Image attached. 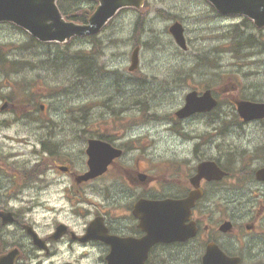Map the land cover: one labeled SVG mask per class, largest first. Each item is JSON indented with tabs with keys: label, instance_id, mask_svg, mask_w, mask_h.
Instances as JSON below:
<instances>
[{
	"label": "rangeland",
	"instance_id": "374dc122",
	"mask_svg": "<svg viewBox=\"0 0 264 264\" xmlns=\"http://www.w3.org/2000/svg\"><path fill=\"white\" fill-rule=\"evenodd\" d=\"M175 21L183 25L185 50L168 32ZM246 37L257 41L253 48L235 44ZM95 39L104 48L80 76L75 52L86 56L80 44L39 45L23 30L0 25V158L18 176L9 181L16 209L40 225L70 217L63 192L72 187L51 160L81 169L86 140L99 132L111 140L124 135L125 147L143 148L150 154L144 158L153 160L171 157L175 165L192 158L188 140L194 136L205 138L207 154L220 152L234 169L264 162V120L243 122L233 104L249 97L264 102V29L219 16L205 0H149L143 16L117 15ZM137 46V68L129 72ZM205 88L218 100L214 110L174 116L188 92ZM8 97L16 103L3 111ZM23 113L30 117L17 119ZM47 134L59 146L53 155L40 151Z\"/></svg>",
	"mask_w": 264,
	"mask_h": 264
},
{
	"label": "flooded vegetation",
	"instance_id": "af4514ba",
	"mask_svg": "<svg viewBox=\"0 0 264 264\" xmlns=\"http://www.w3.org/2000/svg\"><path fill=\"white\" fill-rule=\"evenodd\" d=\"M72 1L74 21L86 23L96 3ZM104 135L88 139L103 140L121 154L89 180H78L88 172L87 163L75 170L51 160V169L72 187V193L68 187L63 192L70 217L41 225L30 212L16 209L9 181L18 176L0 160V212L11 214L0 216V264H175L177 259L203 264L209 253L234 264L264 263V180L257 176L264 162L254 169L248 164L234 169L222 162L220 152L207 154L205 138L194 136L188 140L192 158L175 165L168 162L171 157L153 160L144 158L150 154L143 148L125 147L124 135L112 140ZM42 150L53 154L44 142ZM202 162L216 164L224 176L209 173V179L193 181ZM193 190L199 197L179 222L184 238L169 232L175 222L171 215L133 212L140 201L182 200Z\"/></svg>",
	"mask_w": 264,
	"mask_h": 264
},
{
	"label": "water",
	"instance_id": "95a60500",
	"mask_svg": "<svg viewBox=\"0 0 264 264\" xmlns=\"http://www.w3.org/2000/svg\"><path fill=\"white\" fill-rule=\"evenodd\" d=\"M99 5L91 16L89 26H78L66 23L56 17V9L52 0H0V22H12L41 41L65 42L73 36L90 35L98 33L101 28L122 8H139L144 0H97ZM213 6L224 15H245L251 18L258 27L264 26V0H209ZM51 20V21H50ZM169 32L172 34L176 43L183 49L185 39L183 28L178 22L171 25ZM137 52L135 48L131 55L130 71L137 65ZM217 102L211 95L210 90H206L201 95L196 91H191L185 96V103L181 109L176 111L178 118H187L195 113L209 112ZM237 112L244 121L264 118V103L252 102L246 100L235 101ZM107 144L99 140H90L88 143L87 154L89 156L88 164L90 173L85 177L90 178L100 173L112 158L118 155L108 150ZM212 163H202L198 166V178H209V166ZM219 175L223 173L218 171ZM258 177L264 180V168L258 172ZM201 176V177H200ZM197 179V178H196ZM198 196L193 193L182 201H160L148 202L140 201L134 212L141 214L154 213L161 218L171 215L173 224L170 231L176 239L184 238L186 230L180 227L182 213L190 210L194 198ZM191 199V200H190ZM9 216L10 214H5ZM204 264H232L230 260H221L218 257H212L211 254L204 257Z\"/></svg>",
	"mask_w": 264,
	"mask_h": 264
},
{
	"label": "trees",
	"instance_id": "16d2710c",
	"mask_svg": "<svg viewBox=\"0 0 264 264\" xmlns=\"http://www.w3.org/2000/svg\"><path fill=\"white\" fill-rule=\"evenodd\" d=\"M237 38H240V36H238ZM256 40H254L253 38H248V37H246V38H244V40L243 41H241V40H236V42H235V44L238 46V44H240V46H242L243 44H250V46L253 48L254 47V45L256 44ZM239 46V47H240ZM234 48V50H237L238 48H236V47H233ZM13 64H15V63H13ZM247 99H250V100H254V97H249V98H247Z\"/></svg>",
	"mask_w": 264,
	"mask_h": 264
}]
</instances>
